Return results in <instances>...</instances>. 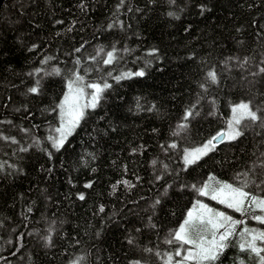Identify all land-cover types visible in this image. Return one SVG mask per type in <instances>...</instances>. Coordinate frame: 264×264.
Listing matches in <instances>:
<instances>
[{"label": "trees", "instance_id": "16d2710c", "mask_svg": "<svg viewBox=\"0 0 264 264\" xmlns=\"http://www.w3.org/2000/svg\"><path fill=\"white\" fill-rule=\"evenodd\" d=\"M262 69L264 0H4L0 264H162L204 201L196 189L264 198ZM75 80L110 87L57 150L49 138ZM240 102L259 119L187 165L185 151L223 133ZM257 215L204 264H261L240 249L245 228L264 232Z\"/></svg>", "mask_w": 264, "mask_h": 264}, {"label": "snow or ice", "instance_id": "6c2138e0", "mask_svg": "<svg viewBox=\"0 0 264 264\" xmlns=\"http://www.w3.org/2000/svg\"><path fill=\"white\" fill-rule=\"evenodd\" d=\"M108 58L105 63H111L114 59L113 53H108ZM264 71V69H262ZM131 73H125L124 76L115 77L117 81L122 78H127L131 76ZM137 76H143L144 72L135 73ZM208 75L211 77L213 81L216 79V75L213 72H209ZM82 77L77 76V80H82ZM88 87L95 89L94 93L91 96V102L82 104L80 103L81 99L84 96V89L77 88L73 89V82L69 83V94L65 96L64 103L60 106L62 110V127L56 129L57 132L60 133L58 138L50 137L53 141V147L59 150L64 144V141L67 139V136L72 133L75 127L78 126L81 119H83L85 113L84 109L91 107L95 108L100 99V93L104 90V88L110 87L107 83L101 87L99 84H90ZM31 92H36V88L29 89ZM233 118L232 121L229 122V133H221L220 137H214L213 139H236L242 133L234 127V125L240 124L241 120L245 117L250 118L251 120H257L259 117L257 116L255 111H252L248 103H240L235 108H233ZM188 116L191 115V112L187 113ZM66 116L67 119H63ZM209 145H212V140L208 141V144L204 146L202 149H196L193 152H188L185 155V161L188 164L195 163L196 160L200 158L201 155L206 154L209 150ZM175 147V145H172ZM125 183H127L125 181ZM218 183V187L210 188V185H204L202 188L196 189V191L200 195H209L210 191L213 193L211 198L213 200H219L220 203L226 204L228 208H233L237 212L243 213L245 210L246 202L250 201L248 204L249 207H255L259 209L261 212H264V199L258 198L256 196H251L248 192L244 191L242 188L233 187L228 183ZM87 187H91V185H87ZM195 188V185H193ZM80 199H84L83 195L80 196ZM103 210V209H101ZM255 220L260 223H264V215H257L254 217ZM242 223V221H234L231 216H227L223 212H217L207 205L201 203L200 201L196 202V205L193 206V209L188 212V218L184 221V223L180 226L179 230L176 231L174 235V239L176 241L182 242V244H190L193 245L196 251H188L187 256L184 258L185 260H195L198 261L199 264H204V262H212L215 261L218 256L223 252V250L227 247L226 241L230 236L234 234V228L237 224ZM207 225L212 230V239L206 240L204 237H201L199 241L193 239L191 237L192 227L195 225ZM220 229H225L223 233L219 235L217 238V233L220 232ZM245 234L250 236V239L246 241L247 248L245 247V243L240 244V249L242 251L249 250L254 252L257 256H260L261 264H264V256L260 254L264 252V248L257 246V241L264 242V232H254V230H249L245 228L241 233L243 237ZM171 242V241H170ZM176 255H181V252L178 250ZM169 261H171L172 257L170 256ZM178 264H183V261L178 262Z\"/></svg>", "mask_w": 264, "mask_h": 264}, {"label": "rangeland", "instance_id": "374dc122", "mask_svg": "<svg viewBox=\"0 0 264 264\" xmlns=\"http://www.w3.org/2000/svg\"><path fill=\"white\" fill-rule=\"evenodd\" d=\"M77 88H83V89H84V96H83V98L81 99L80 103H82V104L90 103V102H91V96H92V94L94 93L95 89H93V88H91V87H88V86H85L82 82H78L77 80H75V81L73 82V89L75 90V89H77ZM68 94H69V85H68V90L66 91L65 96L68 95ZM65 96H64V98H65ZM64 98H63V100H62L60 106L64 103ZM240 103H248V102H240ZM240 103H237V104L233 105V107H232V109H231L230 117H229V122L232 121V118H233V111H232L233 108H235V107H236L238 104H240ZM248 104H249V103H248ZM249 106H250V104H249ZM250 108H251V107H250ZM88 109H92V108H91V107L85 108V109H84V113H86V111H87ZM251 109H252V108H251ZM252 111H253V110H252ZM59 118H60V121H61V124H60L59 128H61V127H62V110H61V107L59 108ZM246 118H247V117L243 118V119L241 120L240 124H238V125H234V127L237 128L240 132H241V123H242V121H243L244 119H246ZM63 119L66 120L67 117L64 116ZM229 122H228V126H227L226 130L223 132V133H225V134L229 133V131H230V129H229ZM75 129H76V127H75ZM75 129H74V130H75ZM74 130L72 131V133L74 132ZM72 133H71V134H72ZM220 134H221V133L217 134L215 137H218ZM59 135H60V133L58 132L56 138H58ZM69 136H70V135H68L67 138H68ZM237 138H238V137H237ZM237 138H236V139H237ZM224 139H225V141H233L232 139H227L226 137H225ZM211 140H212V145H209V146H208V147H209V150L206 152V154L201 155L199 159H201L202 157H204L205 155H207L208 153H210L211 151H213L214 149H216V147H217V145H218V141H217V140H214L213 138H212ZM234 140H235V139H234ZM65 141H66V140H65ZM65 141H64V142H65ZM209 141H210V140H209ZM207 144H208V141H207L206 143H204L203 145H201V146H198V147H196V148H192V149H188V150H186L185 153H184V160H185V155H186V153H188V152H193V151H195L196 149H202V148H204V146L207 145ZM199 159H198V160H199ZM198 160H196V161H198ZM196 161H195V162H196ZM185 163H186V161H185ZM186 164H187V165H190V164H188V163H186ZM206 184L208 185V183H206ZM206 184H205V185H206ZM228 184H229V183H228ZM232 186H233V185H232ZM233 187H235V186H233ZM212 194H213V193L210 191L209 195H206V196L203 195V196H204V201H203V200H199V201H200L201 203L207 205L209 208H211V209L217 211V212H223V213H225L227 216H231V217L233 218L234 221H243V220H242V217L245 216L246 213L250 211V208H251L252 210H259V209L255 208L254 206H253V207H249L248 204H250V201H248V202H246V204H245V210H244V212H243V213H241V212H237V211H235V209H233V208H228V207L226 206V204H222V203H220L219 200H213V199L211 198V195H212ZM258 198H260V197H258ZM261 199H264V198H261ZM195 205H196V203H195ZM192 209H193V207H192L190 210H192ZM190 210H189V211H190ZM187 218H188V214H187V217L185 218V220H186ZM185 220H184V221H185ZM184 221H183V223H184ZM183 223H182V224H183ZM243 224H244V222H243ZM179 228H180V227H179ZM235 228H236V226H235ZM235 228H234V229H235ZM178 230H179V229H178ZM178 230H177V231H178ZM224 231H225V229H220V232L217 233V238H218L219 235H220L221 233H223ZM254 232L258 233V232H260V231H259V229H257V230H254ZM191 237H192L193 239L197 240V241H199L201 237H204L206 240H211V239H212V230H211L210 227L207 226V225H199V224H197V225H195V226L192 227V230H191ZM249 237H250V236H249ZM181 244H182V242H181ZM184 245H185V244H182V245H181V246H180L175 252L170 253V254L165 258V260L163 261L162 264H178V262H180V261H183V264H188V263H192L193 261H195V260H185V259H184V258L187 256L189 250H191V251H196V249H195V247H194L193 245H190V244H187V246H184ZM178 250L181 252V255H179V256L176 255V252H177ZM170 256L172 257L171 261H169V259H168Z\"/></svg>", "mask_w": 264, "mask_h": 264}, {"label": "water", "instance_id": "95a60500", "mask_svg": "<svg viewBox=\"0 0 264 264\" xmlns=\"http://www.w3.org/2000/svg\"><path fill=\"white\" fill-rule=\"evenodd\" d=\"M3 1H4V0H0V7H1ZM218 137H220V136H218ZM216 140H217L218 142H222V141L224 140V138H222V139H216Z\"/></svg>", "mask_w": 264, "mask_h": 264}]
</instances>
